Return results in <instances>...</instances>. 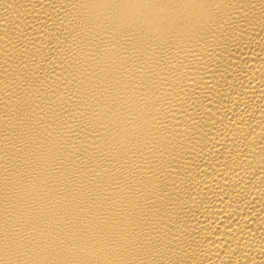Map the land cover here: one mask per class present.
<instances>
[{"label": "bare ground", "instance_id": "6f19581e", "mask_svg": "<svg viewBox=\"0 0 264 264\" xmlns=\"http://www.w3.org/2000/svg\"><path fill=\"white\" fill-rule=\"evenodd\" d=\"M0 264H264V0H0Z\"/></svg>", "mask_w": 264, "mask_h": 264}]
</instances>
